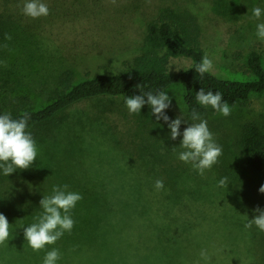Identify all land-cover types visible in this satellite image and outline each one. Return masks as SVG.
<instances>
[{
  "label": "rangeland",
  "instance_id": "obj_1",
  "mask_svg": "<svg viewBox=\"0 0 264 264\" xmlns=\"http://www.w3.org/2000/svg\"><path fill=\"white\" fill-rule=\"evenodd\" d=\"M57 4H48L45 18L50 24L39 33L49 45L54 41L60 48L78 82L129 70L130 60L141 51L147 23L164 10L188 11L196 17L200 48L213 62L210 74L227 80L252 79L245 68L252 51L260 53L264 67V40L256 36L264 14L260 20L252 14L256 7L264 10V0H116L115 5L110 0H58ZM58 56L51 53L43 67L46 78L63 67L55 61ZM190 66L187 59H171L168 70L175 73ZM47 87V91L40 85L32 88L36 105L45 102L53 78H48ZM165 92L171 98L165 111L169 120L182 114L191 123L183 89L172 86ZM203 108L201 117L222 147L218 162L204 175L178 159L182 136L171 140L167 124L156 121L147 104L139 114H129L121 98L94 99L68 111V122L55 139L37 145V158L50 161L47 178L82 195L70 212L75 221L71 232L44 248L59 249L57 264H264V232L255 225L244 227L257 207L264 210V194L258 191L264 172L248 171L237 148L241 125L264 121V93L232 107L227 117ZM187 126L182 123L180 132ZM223 177L228 178L227 187H217ZM158 179L164 183L159 191L154 187ZM204 250L210 262L201 257ZM45 255L27 245L0 259V264H43Z\"/></svg>",
  "mask_w": 264,
  "mask_h": 264
},
{
  "label": "trees",
  "instance_id": "obj_2",
  "mask_svg": "<svg viewBox=\"0 0 264 264\" xmlns=\"http://www.w3.org/2000/svg\"><path fill=\"white\" fill-rule=\"evenodd\" d=\"M43 2L59 7L58 0ZM23 3L24 0H0V115L9 113L17 119L28 113V131L37 145L53 141L68 122V111L84 101L115 98L124 101L125 97L140 95V92L166 91L172 86H180L190 119L192 109L200 115L204 112L195 98L201 87L206 92L222 93L223 100L230 107L246 102L252 95L264 93V67L257 51L249 54L245 64L246 72L251 74L252 79L227 80L210 73L201 78L195 71V65L204 56L200 48L201 29L196 17L188 11L176 13L164 10L148 22L141 51L130 60L129 70L118 75H95L75 81L73 67L67 65L68 60L62 59L60 48L54 41L49 45L39 33L43 25L47 27L50 24L48 18L26 17L22 13ZM6 35L11 39L6 40ZM51 53L59 54L61 57L58 56L55 61L64 65L54 71L53 76H47L50 80L53 78V88L48 91L45 102L36 105L32 88L40 85L47 91L48 78L43 67L49 64ZM181 58L189 60L191 66L183 71L169 72V61ZM137 84L144 87L137 89ZM237 148L248 171L264 172V121L242 124ZM49 163V159L42 163L36 157L32 167L17 169L8 177L0 169V213L7 217L11 225L7 246H0L2 260L28 245L23 229L36 222L42 213L39 201L43 196L50 195L48 189L51 192L52 186L63 185L47 178L50 175ZM114 217H111L112 221ZM111 225L108 222L110 229ZM53 248L57 249L56 246ZM47 251L50 250L40 252Z\"/></svg>",
  "mask_w": 264,
  "mask_h": 264
},
{
  "label": "clouds",
  "instance_id": "obj_3",
  "mask_svg": "<svg viewBox=\"0 0 264 264\" xmlns=\"http://www.w3.org/2000/svg\"><path fill=\"white\" fill-rule=\"evenodd\" d=\"M110 3L115 5L116 0H110ZM22 13L26 17L37 19L49 15V7L43 0H24ZM252 14L256 20H260L264 10L256 7ZM256 36L260 40H264V22L256 25ZM5 39L9 40L11 37L6 35ZM212 70L213 62L207 54L195 65V71L201 75V78ZM135 87L142 89L144 85L137 84ZM195 98L199 105L205 108L211 107L224 117L231 114L232 107L223 100L220 92L213 93L210 90L206 92L201 87L196 92ZM124 103L129 114H139L141 108L147 104L156 121L162 120L167 124L171 140L175 141L177 137L182 136L179 147L183 150L179 152L178 159L185 164H191L198 174L204 175L206 170L211 169L218 162L222 155V147L215 142L213 133L208 128L207 120L203 119L195 109L190 112L191 123L185 120L182 114L170 121L165 111L171 106V98L163 90L140 92V95L125 97ZM29 119L28 113H24L17 119H13L9 113L0 115V169L7 177L17 169H29L36 161L38 149L36 141L28 131ZM182 123L188 126L181 133L179 129ZM173 151H175V147H173ZM227 185L228 178L223 177L219 180L217 187L223 188ZM154 187L157 191L162 190L163 181L156 180ZM258 191L264 194V185H261ZM81 199L82 195L69 191L66 184L53 186L52 194L43 196L39 201L42 213L36 218V222L23 229L24 240L28 246L34 252L41 251L45 246L54 245L65 232L70 233L75 224L70 212ZM244 216L247 218L246 215ZM254 225L264 232V210L259 207L255 209L252 219L247 218L244 227L248 230ZM10 226L7 217L0 213V246H7ZM200 255L205 261L210 262L211 257L206 250L202 251ZM60 258L59 250L53 248L44 256L43 264H57Z\"/></svg>",
  "mask_w": 264,
  "mask_h": 264
}]
</instances>
